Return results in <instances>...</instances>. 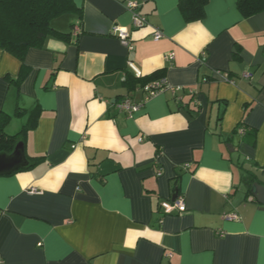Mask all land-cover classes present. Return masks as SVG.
Instances as JSON below:
<instances>
[{"label":"crops","instance_id":"1","mask_svg":"<svg viewBox=\"0 0 264 264\" xmlns=\"http://www.w3.org/2000/svg\"><path fill=\"white\" fill-rule=\"evenodd\" d=\"M74 2L71 28L54 25L69 39L48 37L24 62L0 49L5 131L39 115L20 141L29 166L0 176V264H264V204L243 169L264 168V11L210 0L188 21L181 0ZM130 63L181 89L119 112L145 96L126 85ZM177 189L187 209L165 214Z\"/></svg>","mask_w":264,"mask_h":264},{"label":"trees","instance_id":"2","mask_svg":"<svg viewBox=\"0 0 264 264\" xmlns=\"http://www.w3.org/2000/svg\"><path fill=\"white\" fill-rule=\"evenodd\" d=\"M209 1L181 0L180 8L188 21L201 20ZM237 5L244 18L264 11V0H237ZM81 11L74 0H0V49L24 62L28 50L42 48L48 37L69 39L71 32H61L55 29L52 23L56 18L65 14L81 16ZM72 27L75 28V25ZM23 78L24 74H21L15 81L20 83ZM157 79H143L142 76L131 77L126 80V85L133 89L136 84H142L143 87ZM38 119L39 115L35 116L32 113L23 130L10 135L5 131L8 117L1 115L0 152L12 153L16 145L26 137L27 132L36 127ZM240 126L246 134L248 130L244 122L240 123ZM253 133L254 131L251 132Z\"/></svg>","mask_w":264,"mask_h":264},{"label":"built area","instance_id":"3","mask_svg":"<svg viewBox=\"0 0 264 264\" xmlns=\"http://www.w3.org/2000/svg\"><path fill=\"white\" fill-rule=\"evenodd\" d=\"M138 7H139V4L136 2H132V1L127 2V8L129 10H132L133 14H134V17H133L134 24L137 27H142V26H145L148 23V21H147L146 16L135 12ZM74 32L76 34H79L80 27L79 26L75 27ZM112 33L114 34V36H116L117 38L120 39L122 44L127 46L130 50L133 49L130 34L126 28H123L120 26H115L112 30ZM163 36H164V34H163V31L161 29L156 28L154 30V32H153V39L154 40L159 41L160 39L163 38ZM174 57H175V53L171 52V53L167 54L166 59L171 61L174 59ZM129 66L133 70L136 77L142 76L141 71L136 66H134L133 63H130ZM168 89L171 90L173 93H177V91L181 88H177V87H173V86L169 85L165 79H159V80L152 81V82H150V83H148L142 87V90L145 94V96L142 100H140L139 102H135L131 98L125 97L124 99H122L119 102L118 110H119V112L126 113L129 117H132L135 113H137L138 111H140L142 109V107L145 105V103L149 99H151L152 97L156 96L157 94H159L165 90H168ZM191 93H193V92L191 91ZM241 133H244V131L241 130ZM31 191L36 192V189L32 188ZM161 206L165 210L164 211L165 214H171L175 211H177L179 213H183L187 209L186 205L184 203V200L182 198H179V197L176 200H174L173 203H162ZM224 218H225V220H237L238 216L236 214H226L224 216Z\"/></svg>","mask_w":264,"mask_h":264},{"label":"water","instance_id":"4","mask_svg":"<svg viewBox=\"0 0 264 264\" xmlns=\"http://www.w3.org/2000/svg\"><path fill=\"white\" fill-rule=\"evenodd\" d=\"M29 166V160L25 154L24 143L19 142L12 153L0 152V176L10 175L20 169ZM243 169L250 175L246 179L249 192L258 203L264 204V168H257L252 164H244ZM178 198L176 190L172 200Z\"/></svg>","mask_w":264,"mask_h":264},{"label":"rangeland","instance_id":"5","mask_svg":"<svg viewBox=\"0 0 264 264\" xmlns=\"http://www.w3.org/2000/svg\"><path fill=\"white\" fill-rule=\"evenodd\" d=\"M74 15L73 14H65L61 17H58L56 18L54 21H53V26L57 25V27H59L60 29L63 28V29H70L71 28V19H74Z\"/></svg>","mask_w":264,"mask_h":264}]
</instances>
